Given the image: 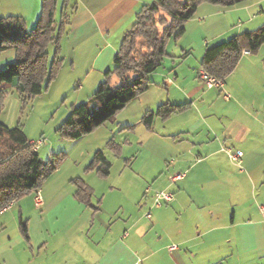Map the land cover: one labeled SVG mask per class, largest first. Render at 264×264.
Wrapping results in <instances>:
<instances>
[{
    "label": "crops",
    "instance_id": "crops-1",
    "mask_svg": "<svg viewBox=\"0 0 264 264\" xmlns=\"http://www.w3.org/2000/svg\"><path fill=\"white\" fill-rule=\"evenodd\" d=\"M5 1L7 9L2 14L25 17L28 23L38 21L40 0ZM79 1L67 13L60 56L65 64L72 63L75 78L82 80L80 89L93 92L103 81L105 71L113 67V58L124 35L133 27L137 12L151 0ZM262 45L256 52L242 53L235 70L223 80L222 88L204 89L199 82L189 91H180L177 87L183 80L179 73L175 77L164 76L163 72L155 74L164 79L168 93L166 102L159 105L188 103L184 110L166 119L157 117L152 126L143 123L145 113L138 121L173 155L167 166L169 173L155 176L154 182L156 189L175 194L171 203L152 208V216L145 217L152 206L151 196L140 202L135 188L147 187L142 186L140 174H133L134 178L127 180V189L134 202H111L114 198L110 200L109 195L117 188L113 185L108 195L103 191L99 202H91V206L81 202L74 191L75 202H68L72 205L69 213L27 217L25 234L20 227L21 219L26 218L21 213L23 207H19V218L5 217L12 205L18 204L15 201L0 211V264H264ZM14 55L13 49L0 53V70L14 60ZM149 77L153 79L151 85L159 87L154 72ZM117 82L115 77L114 84ZM10 86L3 84L0 90ZM173 93L181 94L187 101H179ZM226 94L230 97L226 98ZM219 96H223V107L217 104ZM182 117L187 120L177 124L185 119ZM157 119H162L159 132ZM124 128L133 132L135 125ZM167 132L183 133L186 137H178V142L171 144L167 137L172 135ZM223 141L244 152L243 169L222 151ZM126 142L131 143L130 139ZM125 169L119 182L126 179L122 177ZM179 171L186 176L172 183L171 177ZM83 180L92 188L93 200L97 189ZM257 202L262 204L257 206ZM62 203L45 202V210ZM10 220L13 226L19 223L5 235ZM106 221L113 225L106 228ZM174 244L178 248L171 250Z\"/></svg>",
    "mask_w": 264,
    "mask_h": 264
},
{
    "label": "rangeland",
    "instance_id": "rangeland-1",
    "mask_svg": "<svg viewBox=\"0 0 264 264\" xmlns=\"http://www.w3.org/2000/svg\"><path fill=\"white\" fill-rule=\"evenodd\" d=\"M61 2L62 0H60L57 10L58 20L60 19ZM76 2L80 3L79 0H70L67 12L70 8L75 7ZM41 6L42 0H40ZM5 8V3L2 0L0 15L5 16L0 17L9 16L6 12L2 14ZM40 11L42 12L41 8ZM163 16L164 14L161 12L155 16V20L160 21ZM23 18L28 31L37 24V20L28 23L27 19ZM263 26L264 0H245L231 7L209 2L201 3L194 16L184 24V33L179 37L171 36L167 39V55L162 65L154 72L155 82L160 88L150 85L147 91L132 100L113 119L80 139H69L61 136L58 127L70 114L73 106L81 103H91L96 90L87 92L80 89L82 80L75 78L71 62L65 64L62 60L51 82L49 84L45 82L42 93L30 99L24 100L13 86L2 89L1 92L4 97L0 120L9 127L21 126L31 140H37L41 137L47 138L46 145L40 148L41 150L38 152L43 161H47L51 154H64V159L59 164V168L39 188L44 204L45 202L63 203L55 204L49 211H46L44 205L42 207L35 205V192L33 190L18 199V204L16 206H13V204L5 217L11 218L15 215L19 218L20 206L23 207L21 213L26 217L25 223H27V217H36L41 214L55 216L69 213L72 205L68 202H75L72 199L75 185L71 181L75 178L87 179L86 181L90 185L96 187L97 191L92 202H99L103 191H106V195H108L112 191L110 189L112 185L117 188L114 189L113 194L109 195L110 200L114 198L111 202H134L133 199H129L127 180L133 179V174H140L142 186L149 188V192L146 194L147 188L142 190H140L141 188H135L134 194H140V202L142 200L146 202L155 191L161 190L155 188V178L161 173L168 174L167 166L174 159L170 149L163 142H160L151 131L146 129L143 123L138 122L148 108L156 110L155 107L162 101L166 102L165 99H167L168 93L167 88L163 85L164 79L156 77L155 74L163 72L164 76L172 75L175 77V73H179L181 80H183V84L179 85L180 88L177 87L180 91L182 89L189 91L194 86H199V82L202 84L200 86L205 89L207 86L199 79L198 71L203 68L200 65L206 47L228 41L248 31L258 30ZM158 28L162 30L164 26L159 24ZM262 46L261 54L264 55V43ZM136 48L137 51L134 56H139L146 51V46L141 38H138ZM48 50L52 58L53 47L50 46ZM197 68L199 69L194 73ZM150 80L153 81L152 78ZM176 94L180 99L179 101H187L184 100L185 98L181 94ZM176 94L173 93L172 95ZM219 97L221 99L217 101V104L223 107V96ZM186 120L187 118L180 119L178 122L175 121L180 124ZM156 122L158 124L157 131L159 132L162 119H157ZM132 124L135 125L136 130L128 132L130 129L124 127ZM175 132H167L172 135L169 136L171 137L169 139L167 137V141L171 144L177 143V139L180 137H186V134L177 135ZM126 139H130L131 143H127ZM116 144L120 146L119 150L116 148ZM98 150H102L106 158L112 163L110 174L107 177L97 178L94 171L87 170ZM123 169H125V172L122 177L125 176L126 179L119 182ZM128 176L131 177L128 178ZM261 204V202H257V206ZM17 224L13 226V222L10 220L7 223V228L4 229L5 235L12 233L17 228ZM110 225H113V223L106 221L105 227L107 228Z\"/></svg>",
    "mask_w": 264,
    "mask_h": 264
},
{
    "label": "trees",
    "instance_id": "trees-1",
    "mask_svg": "<svg viewBox=\"0 0 264 264\" xmlns=\"http://www.w3.org/2000/svg\"><path fill=\"white\" fill-rule=\"evenodd\" d=\"M245 0H153L136 14L133 27L126 32L116 55L113 67L104 73V79L96 89L91 103L72 107L70 114L58 127L61 136L80 139L115 117L132 100L147 91L151 85L150 74L155 72L167 55V39L179 37L184 24L196 13L203 2L235 6ZM70 0H62L60 19L57 10L60 0H42V12L37 24L26 29L22 16L0 17V53L15 51L14 60L0 70V86L11 84L24 100L42 93L44 84L51 82L63 60L60 56L61 36L65 30L67 7ZM164 16L155 20L159 13ZM163 25L160 30L158 25ZM138 38L143 40L146 51L134 56ZM264 43V26L255 31L237 35L228 41L207 46L201 66L218 78L225 79L237 67L243 50L256 52ZM54 46L53 56L49 47ZM118 82L114 84V78ZM4 94L0 90V112ZM188 103H163L156 110L147 111L142 121L152 126L157 117L166 119L184 110ZM21 126L9 127L0 120V211L12 201L39 189L59 167L64 154H51L47 161L39 156L29 144ZM117 145V144H116ZM120 146L117 145L118 150ZM112 163L102 150H98L87 170L96 169L101 177L110 174ZM75 194L81 202L91 206L93 190L82 178L71 180ZM94 207V206H93ZM20 227L27 234V223L22 219Z\"/></svg>",
    "mask_w": 264,
    "mask_h": 264
},
{
    "label": "built area",
    "instance_id": "built-area-1",
    "mask_svg": "<svg viewBox=\"0 0 264 264\" xmlns=\"http://www.w3.org/2000/svg\"><path fill=\"white\" fill-rule=\"evenodd\" d=\"M249 50H243V54L249 53ZM199 79L206 84L208 88H222L224 81L221 78H218L217 76L211 74L208 70L205 68H201L198 71ZM230 95L226 94V98H229ZM47 143V138L41 137L37 140H30L29 144L31 145L32 149L34 151H39L40 148ZM222 151L225 152V154L228 156V158L238 165L240 169H243L242 166V159L244 156V152L239 149L235 148L232 145L226 144L225 141L222 142ZM186 176L185 172L179 171L174 173V175L171 177L172 183H175L181 179H183ZM35 196H34V203L37 207H42L44 205L43 198L41 196V193L39 189H35ZM149 188L146 190V194H148ZM152 199V206L145 212V217L150 218L152 216V208H158L163 205H167L171 203L175 199V194L170 190H157L151 195ZM13 202L12 201L6 208L10 207ZM5 208V209H6ZM262 211H264V206H261ZM178 246L176 244L171 245L170 249H176Z\"/></svg>",
    "mask_w": 264,
    "mask_h": 264
}]
</instances>
